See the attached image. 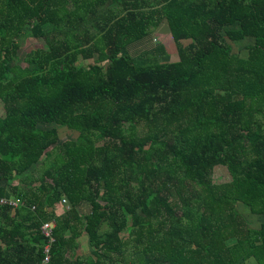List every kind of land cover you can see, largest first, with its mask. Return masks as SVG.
I'll use <instances>...</instances> for the list:
<instances>
[{"label":"trees","instance_id":"16d2710c","mask_svg":"<svg viewBox=\"0 0 264 264\" xmlns=\"http://www.w3.org/2000/svg\"><path fill=\"white\" fill-rule=\"evenodd\" d=\"M0 102V264H264V0H0Z\"/></svg>","mask_w":264,"mask_h":264},{"label":"rangeland","instance_id":"374dc122","mask_svg":"<svg viewBox=\"0 0 264 264\" xmlns=\"http://www.w3.org/2000/svg\"><path fill=\"white\" fill-rule=\"evenodd\" d=\"M142 44L145 45V47H150V46H154L157 43H162L164 44L165 47H167L168 49V55L166 56H161L160 60L165 62V61H173L177 58V55L175 53V44L174 41L172 40L169 30H168V26L164 23L159 25V27H157L156 29H154L153 31H150L146 37H144L142 39ZM188 41H184V43H187ZM252 42V39L250 38H245V39H241L238 41H234L231 42V45L233 47V50L238 52L241 56H246L247 53V45ZM44 41L42 39H37L31 36H24L21 39V46L20 49L18 51V57L21 60L25 53H27L29 50L34 49V48H40L45 46L44 45ZM150 44V45H149ZM132 46V45H131ZM129 49V48H128ZM138 52V51H137ZM136 52V53H137ZM133 53V52H131ZM92 60L91 59H85L83 60V64L84 65H88L89 63H91ZM22 65H24V63H22ZM3 109H2V103L0 102V114H2ZM56 127L58 130V142H61L62 140L65 139H72L76 136V132H74V130H69L66 127H59L55 124H49V125H45V128H50V127ZM36 176H38V170L35 169H31L28 172L22 174L21 176H16L15 179H13L11 181V184H21L22 186V181L26 182L28 186L31 185V181L30 179H34ZM211 177L213 179V181L215 182H222V181H227L230 179V175L228 173V171L226 170V168L224 166L221 165H217L213 168L212 172H211ZM20 181V182H19ZM18 198V197H16ZM20 200V197H19ZM65 208V205H63L60 201V203L56 204V211L55 213L57 215H59L60 213L63 212V209ZM237 208L238 210L246 217V219L248 220L249 224L251 227H258L259 224L264 220V217L261 215H257V214H253L249 208L242 204L241 202L237 203ZM63 215V213H62ZM106 226L103 227V229H105ZM79 247H78V254L83 258V257H88L89 253H90V249L86 243V238L85 236H80L79 238ZM246 264H257L255 262V260L253 258H250L246 261Z\"/></svg>","mask_w":264,"mask_h":264},{"label":"built area","instance_id":"2783aa9c","mask_svg":"<svg viewBox=\"0 0 264 264\" xmlns=\"http://www.w3.org/2000/svg\"><path fill=\"white\" fill-rule=\"evenodd\" d=\"M21 203V200H19V198H15V199H7L3 196H0V204L4 205V204H8L11 205L13 207L18 206ZM61 203L63 205H67V202L64 198L61 199ZM54 223L52 221H46L43 222L40 229L42 234L47 238V244L44 247V252H45V256L43 258V264H48L49 263V249H50V244L53 240L52 237V228H53Z\"/></svg>","mask_w":264,"mask_h":264}]
</instances>
